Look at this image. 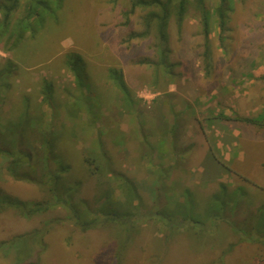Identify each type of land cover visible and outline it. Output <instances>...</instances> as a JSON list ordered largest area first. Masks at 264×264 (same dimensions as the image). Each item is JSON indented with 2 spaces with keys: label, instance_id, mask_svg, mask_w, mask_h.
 Instances as JSON below:
<instances>
[{
  "label": "rangeland",
  "instance_id": "obj_1",
  "mask_svg": "<svg viewBox=\"0 0 264 264\" xmlns=\"http://www.w3.org/2000/svg\"><path fill=\"white\" fill-rule=\"evenodd\" d=\"M130 4L65 0L35 35L0 42V145L18 148L19 129L22 149L43 145L73 211L1 210L0 264H264V0H230L207 44L199 13L181 32L171 18L164 62L154 34L130 37ZM7 161L0 197L49 199Z\"/></svg>",
  "mask_w": 264,
  "mask_h": 264
},
{
  "label": "trees",
  "instance_id": "obj_2",
  "mask_svg": "<svg viewBox=\"0 0 264 264\" xmlns=\"http://www.w3.org/2000/svg\"><path fill=\"white\" fill-rule=\"evenodd\" d=\"M118 1L109 0L110 3H117ZM229 1L219 0L216 7H209L207 0H130V6L123 11L124 24H128L130 14L136 13L137 10H142L141 21L143 29L141 31H133L130 37H147L154 34L163 56L162 62H164L163 60L166 58L165 54H167V46L165 47L164 44L168 39V28L171 18L176 20L178 30L181 32L183 21L188 12L194 10L197 14L199 13L202 18L207 44L214 15H216L221 29L225 30L226 17L230 9ZM64 2L65 0H0V42L5 40V38H7L6 41H10L12 38L18 36V33L22 35L17 41L20 38L22 39L27 32H30L32 36L35 35L40 28L39 24L43 25L47 18L55 17L58 10L63 7ZM21 6H23L24 15L17 18L14 22V15ZM36 18H39L38 22ZM209 56L210 53L206 50L205 59L208 61ZM6 69H0V87L4 85L3 82L6 80V77H4L7 76ZM112 73H114L113 77L119 78L118 87H121V85L125 87L118 70H113ZM3 125L5 124L0 122L1 128ZM15 135L19 141L18 148L14 149L13 143L10 146L0 145V155L8 158L6 165L8 172L16 179H26L39 184L44 189L46 188L49 192V199L26 202L12 197H0V211L11 208L20 213V215L31 218L38 213H43L48 209L61 205L69 212L65 219L73 218L70 205L66 201H60V188L57 184L61 175L59 173L66 168L64 166L59 167L58 165L55 167L50 166V154L40 152V147L43 145L38 146L37 142V145L34 144L22 149L21 144L24 141L22 131L20 129L17 130ZM5 141L7 142L8 139H5ZM51 181L53 184L48 186ZM73 221L83 230H86L92 222V220L91 222H87L77 220V218L73 219ZM119 263L120 261L118 260L117 264Z\"/></svg>",
  "mask_w": 264,
  "mask_h": 264
},
{
  "label": "crops",
  "instance_id": "obj_3",
  "mask_svg": "<svg viewBox=\"0 0 264 264\" xmlns=\"http://www.w3.org/2000/svg\"><path fill=\"white\" fill-rule=\"evenodd\" d=\"M262 66H263V67H262L261 70H262L263 73H262L261 75H262V77L264 78V65H262ZM260 131L263 133V134L260 133V135H262V136H261V139H264V136H263V135H264V129H261ZM260 131H259V132H260ZM228 146H229V145H228ZM154 148H155V147H154ZM156 149H157L158 152H159L160 149H161V151H160L161 156H162V153H164L162 157H164V156L166 157V155H165L166 153H165L164 150H163V149H165L164 147H163V148H160V149H159V147H156ZM156 149H155V150H156ZM228 149H229V148H228ZM158 152H157V153H158ZM160 154L158 153L157 155H159V157H160ZM227 154H228V158H232V159H235V157L238 158V155H239L240 158H244V151H243L242 149H237V150H235V148H234V149L231 148V149L227 152ZM263 157H264V155H263ZM237 158H236V159H237Z\"/></svg>",
  "mask_w": 264,
  "mask_h": 264
}]
</instances>
